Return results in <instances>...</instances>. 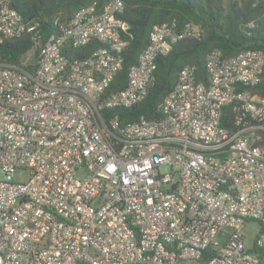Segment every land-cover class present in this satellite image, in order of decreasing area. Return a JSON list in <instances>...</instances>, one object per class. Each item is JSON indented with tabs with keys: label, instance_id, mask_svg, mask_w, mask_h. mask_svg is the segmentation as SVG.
<instances>
[{
	"label": "built area",
	"instance_id": "1",
	"mask_svg": "<svg viewBox=\"0 0 264 264\" xmlns=\"http://www.w3.org/2000/svg\"><path fill=\"white\" fill-rule=\"evenodd\" d=\"M14 1L0 0V44L26 33L34 46L20 64L0 57V264H264V94L246 89L264 52L212 50L205 81L184 66L158 119L121 127L103 111L142 102L157 58L200 27L154 25L126 86L109 92L128 45L122 0L56 19L44 40ZM228 104L233 130L220 125Z\"/></svg>",
	"mask_w": 264,
	"mask_h": 264
},
{
	"label": "trees",
	"instance_id": "2",
	"mask_svg": "<svg viewBox=\"0 0 264 264\" xmlns=\"http://www.w3.org/2000/svg\"><path fill=\"white\" fill-rule=\"evenodd\" d=\"M109 0H15L14 8L25 21L37 23L42 40L55 30L56 19L67 20L76 11L92 3L100 10ZM123 13L119 16L129 25L128 45L122 52L123 66L111 83L109 92L126 86L128 69L148 43L152 27L156 24L176 22L177 28L195 24L201 29L199 39L179 40L172 45L170 53L156 60L155 81L146 98L130 108L105 109L104 119L117 115L119 124L134 122L143 116L147 120L161 116L164 97L172 89L181 68L195 66L197 81H205V59L212 50H219L223 58L241 51L258 49L264 52V0H122ZM253 26L250 27L249 24ZM34 46L30 34L4 39L0 44V57L5 63L20 64L25 61ZM92 42L70 50L68 56L86 57ZM67 53V52H66ZM32 71L34 66L25 67ZM246 89L252 94H264V67L261 80ZM235 112L232 104L222 108L220 125L234 129ZM264 125V122L262 123ZM264 137V133L262 134Z\"/></svg>",
	"mask_w": 264,
	"mask_h": 264
},
{
	"label": "rangeland",
	"instance_id": "3",
	"mask_svg": "<svg viewBox=\"0 0 264 264\" xmlns=\"http://www.w3.org/2000/svg\"><path fill=\"white\" fill-rule=\"evenodd\" d=\"M28 175H29L28 171H16L12 176V180L15 182H26L28 179ZM247 230L249 234V239H252L254 235L257 234L259 231L258 223L250 222L247 226ZM187 264H200V263L198 261H189Z\"/></svg>",
	"mask_w": 264,
	"mask_h": 264
}]
</instances>
